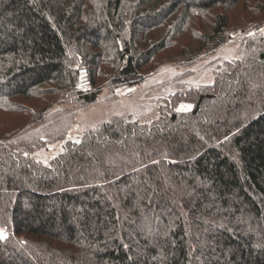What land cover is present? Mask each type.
<instances>
[{"label": "trees", "instance_id": "trees-1", "mask_svg": "<svg viewBox=\"0 0 264 264\" xmlns=\"http://www.w3.org/2000/svg\"><path fill=\"white\" fill-rule=\"evenodd\" d=\"M254 1L0 0V264H264V32L150 123L30 155L105 90L213 53Z\"/></svg>", "mask_w": 264, "mask_h": 264}, {"label": "rangeland", "instance_id": "rangeland-1", "mask_svg": "<svg viewBox=\"0 0 264 264\" xmlns=\"http://www.w3.org/2000/svg\"><path fill=\"white\" fill-rule=\"evenodd\" d=\"M259 1L239 5L232 13H229L228 27L224 34L225 43L213 53L191 64L160 60L161 65L150 68L146 72V80L140 86L120 87L113 92L105 90L93 105L79 113L64 139L48 144L44 149L33 151L30 154L31 157L47 165L62 151L67 140L78 141L86 130L94 129L115 116H124L129 120L148 124L158 118L164 110L172 109L171 101L167 99L180 91V87L187 89L211 85L216 68L221 67L228 60L238 58L236 40L243 36H255L264 32V11L255 9V5L259 8L260 4H257L260 3ZM250 10L254 11L251 15H247L250 14ZM217 12L223 13V9ZM247 24L250 25L243 28ZM246 29L248 33H243ZM193 43V38L187 35L181 45ZM182 105L183 108H181ZM190 107L187 104H180L176 107V111L183 112ZM57 108L59 106L54 107V109ZM10 117L12 115L1 114L0 119L11 121Z\"/></svg>", "mask_w": 264, "mask_h": 264}, {"label": "snow or ice", "instance_id": "snow-or-ice-1", "mask_svg": "<svg viewBox=\"0 0 264 264\" xmlns=\"http://www.w3.org/2000/svg\"><path fill=\"white\" fill-rule=\"evenodd\" d=\"M184 106L182 105L181 108H183ZM0 239H4L3 235L0 234Z\"/></svg>", "mask_w": 264, "mask_h": 264}]
</instances>
